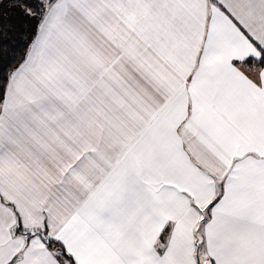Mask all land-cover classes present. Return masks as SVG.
Wrapping results in <instances>:
<instances>
[{
  "label": "snow or ice",
  "instance_id": "1",
  "mask_svg": "<svg viewBox=\"0 0 264 264\" xmlns=\"http://www.w3.org/2000/svg\"><path fill=\"white\" fill-rule=\"evenodd\" d=\"M0 264H264V0H0Z\"/></svg>",
  "mask_w": 264,
  "mask_h": 264
}]
</instances>
